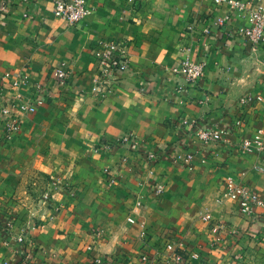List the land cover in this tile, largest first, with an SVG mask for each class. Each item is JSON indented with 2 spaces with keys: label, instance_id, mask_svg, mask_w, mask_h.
Instances as JSON below:
<instances>
[{
  "label": "crops",
  "instance_id": "obj_1",
  "mask_svg": "<svg viewBox=\"0 0 264 264\" xmlns=\"http://www.w3.org/2000/svg\"><path fill=\"white\" fill-rule=\"evenodd\" d=\"M136 1L141 6L135 10L133 0H88L93 13L74 25L53 14L54 0H15L0 15V74L23 68L30 78L23 89L29 92L34 82L53 85L54 67L67 61V83L35 113L49 104L73 113L61 141L67 152L57 157V167L47 168L38 157L33 166L31 158L16 153L34 127L29 128V120L35 113L22 116V130L11 138L0 124V264H16L21 249L32 256V264H92L86 245L94 225L109 232L97 248L142 264L140 253L154 254L165 239L154 235L143 248L140 227L127 222L129 215L185 230L183 245L215 264H238L241 254L242 264H264V205L252 218L229 199L215 200L229 174L264 198V153L238 148L243 138L264 129V101L242 102L248 95L264 97V41L254 48L239 30L248 25L247 12L226 3ZM190 25L196 33L188 34ZM207 26L209 37H203L200 31ZM187 35L195 48L208 53L198 84H186L170 71L182 58L179 44ZM114 39L130 42L132 73L116 93L100 100L90 90L97 65L93 50L99 41ZM183 117L196 119L202 128L221 124V141L201 142L180 128ZM237 118L244 120L242 126H235ZM129 133L136 136L138 150L98 149L101 140L116 143ZM180 150L195 153L194 169L174 161ZM153 151L158 157L151 166L146 156ZM105 167L112 168L115 184L105 182ZM37 168L55 180L49 184L54 202L39 207L22 199L29 172ZM157 180L166 184L159 198L153 194ZM209 211L226 226L219 247L211 246L208 224L194 219ZM23 233L26 241L20 244Z\"/></svg>",
  "mask_w": 264,
  "mask_h": 264
},
{
  "label": "built area",
  "instance_id": "obj_2",
  "mask_svg": "<svg viewBox=\"0 0 264 264\" xmlns=\"http://www.w3.org/2000/svg\"><path fill=\"white\" fill-rule=\"evenodd\" d=\"M132 1V0H131ZM255 1V2H254ZM215 6L220 4H229L235 11L245 10L248 16V25L239 28L244 37L249 40L254 48L264 41V2L263 0H213ZM15 4V0H2L0 3V15L4 16L9 8ZM134 9L141 6L139 1L133 0ZM94 7L88 0H54L53 14L56 17L64 19L67 23L74 25L93 13ZM221 20L219 19V22ZM189 29V30H188ZM188 34L196 33L195 26L190 25ZM211 29L207 26L200 31L203 37H209ZM197 37V36H196ZM192 35L183 36L179 44V50L182 58L170 67V71L176 76L182 78L186 84L200 83L205 74L208 64V53L202 48L199 51L190 40ZM201 43V42H200ZM130 42L127 39L101 40L93 50L96 58V69L92 77L91 93L97 99H105L110 94L116 93L122 80L132 73L130 53L128 47ZM207 45L203 41L202 46ZM53 85L43 82H34L29 92L24 91V86L30 81L29 74L23 69H14L0 74V124L4 126V135L11 138L19 133L23 127L22 116L24 114L35 113L38 108L48 102L53 101L55 90L62 89L67 83L69 77V66L67 61L59 62L53 69ZM179 88L183 84L179 83ZM253 99L264 101L262 95H248L242 98V102H249ZM244 120L237 118L235 126H242ZM179 126L182 130L192 131L201 142L205 144H217L221 141V124H213L212 127L202 128L198 121L193 118L183 117L179 120ZM125 146L131 150H138V140L134 134H126L118 142H99L98 149L103 151L113 150L115 147ZM238 148L243 151H254L258 154L264 153V129L260 134L254 137H245ZM158 152L153 151L147 154L146 159L151 166L157 162ZM174 161L189 169H194L196 165L195 153L189 150H180L175 153ZM260 168V166H256ZM151 172H153L151 170ZM105 180L108 184H114L116 177L111 169H105ZM153 194L156 197H162L166 190V184L163 181H153ZM226 199L234 202L236 207L246 216L255 218L256 209L264 205V198L259 192L249 185L239 180L235 175L229 174L224 178V190L215 199L217 203H223ZM140 204V203H139ZM204 222L208 224V229L214 235L211 246L219 247L223 241L222 230L226 226L221 221L214 218L209 211L201 215ZM127 222L131 225H139L140 237L143 242V248L151 242L150 222L147 218H136L134 215L127 217ZM235 233V232H234ZM107 228L94 225L91 227L90 235L92 241L87 243L86 250L91 254L92 264H132L127 259H118L111 253L97 248L99 244L108 236ZM164 244L154 253L150 254L144 250L139 255L142 264H215L207 255L199 250H189L183 245V238L175 236L172 230L165 231ZM20 244L25 243L26 233L19 236ZM100 243L98 244V242ZM26 250H19L20 259L16 264H32L33 258ZM245 254H241L237 259L238 264L244 260ZM218 264V263H216Z\"/></svg>",
  "mask_w": 264,
  "mask_h": 264
},
{
  "label": "rangeland",
  "instance_id": "obj_3",
  "mask_svg": "<svg viewBox=\"0 0 264 264\" xmlns=\"http://www.w3.org/2000/svg\"><path fill=\"white\" fill-rule=\"evenodd\" d=\"M34 115L35 116L33 117V119L29 120V128L31 126L34 127H32L29 132H26L22 143H19L20 147L16 151V153L18 155L31 158V165L33 166L35 165V160H37L38 157L41 160L45 161L44 165L47 166V168H50L52 166L57 167L58 164L55 163V160L58 156H62L65 152H67L66 147L62 146L61 141L65 136L64 126L69 124V122L71 121V115H73V113L70 108H68V110H65L58 104H49V107L46 111L41 113L37 112ZM120 147H115V149H118ZM106 168H109L112 171L111 167H105L103 169L104 173ZM38 169L39 168H37V170H31L29 172V180L27 181L29 190L24 196H22V199H28L30 206L35 207L45 206L49 203H53L55 199L54 195H52V190L50 189L49 185L54 180V174L49 171ZM106 181L107 180H105V182ZM57 182L60 183L59 181ZM72 191L73 190H70V192ZM185 213L188 214L187 212ZM196 217L198 218L196 221H199V219L203 220L201 217H199V215L197 216V214L194 216V219ZM158 223L159 222L156 221L154 225L152 222H150L149 226L152 232L151 237L159 234L165 239L166 236H164V232L166 230H172V233H174L175 236L182 237L183 232L185 231H182L181 228ZM180 227H182V225ZM244 262L245 261H243L242 263Z\"/></svg>",
  "mask_w": 264,
  "mask_h": 264
}]
</instances>
